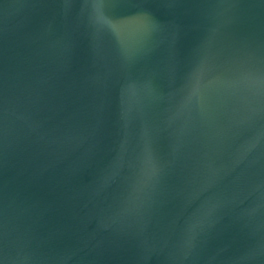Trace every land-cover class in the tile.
Returning a JSON list of instances; mask_svg holds the SVG:
<instances>
[{
	"label": "water",
	"instance_id": "obj_1",
	"mask_svg": "<svg viewBox=\"0 0 264 264\" xmlns=\"http://www.w3.org/2000/svg\"><path fill=\"white\" fill-rule=\"evenodd\" d=\"M0 264H264V0H0Z\"/></svg>",
	"mask_w": 264,
	"mask_h": 264
}]
</instances>
